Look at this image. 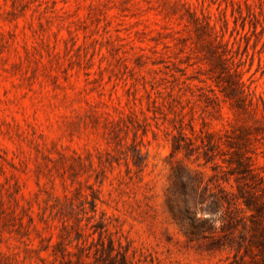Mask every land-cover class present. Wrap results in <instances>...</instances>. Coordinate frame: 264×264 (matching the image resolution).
<instances>
[{
    "label": "rangeland",
    "instance_id": "obj_1",
    "mask_svg": "<svg viewBox=\"0 0 264 264\" xmlns=\"http://www.w3.org/2000/svg\"><path fill=\"white\" fill-rule=\"evenodd\" d=\"M244 197L264 0H0V264H252Z\"/></svg>",
    "mask_w": 264,
    "mask_h": 264
},
{
    "label": "trees",
    "instance_id": "obj_2",
    "mask_svg": "<svg viewBox=\"0 0 264 264\" xmlns=\"http://www.w3.org/2000/svg\"><path fill=\"white\" fill-rule=\"evenodd\" d=\"M241 164L242 163H239V166H242ZM224 200L227 202L228 205L231 204L228 198H226V196L224 197ZM244 203L248 210L255 213L254 215L252 214V216L256 219L254 221V224L256 225L257 230L259 231V237L257 240V248L259 250V253L256 254L255 258L251 261V263L264 264V204L257 203L256 198L247 197H244Z\"/></svg>",
    "mask_w": 264,
    "mask_h": 264
}]
</instances>
